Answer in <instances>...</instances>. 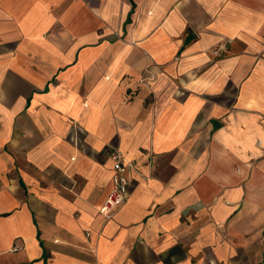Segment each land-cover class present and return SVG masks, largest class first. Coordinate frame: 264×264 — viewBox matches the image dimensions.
Wrapping results in <instances>:
<instances>
[{
    "label": "crops",
    "instance_id": "0c3cea01",
    "mask_svg": "<svg viewBox=\"0 0 264 264\" xmlns=\"http://www.w3.org/2000/svg\"><path fill=\"white\" fill-rule=\"evenodd\" d=\"M0 264H264V0H0Z\"/></svg>",
    "mask_w": 264,
    "mask_h": 264
},
{
    "label": "built area",
    "instance_id": "2783aa9c",
    "mask_svg": "<svg viewBox=\"0 0 264 264\" xmlns=\"http://www.w3.org/2000/svg\"><path fill=\"white\" fill-rule=\"evenodd\" d=\"M213 53L218 54L219 49H214ZM108 157L112 164L111 185L104 199L100 211L108 214L112 209L123 204L128 192V188L134 178V173L137 171L135 161L125 159L121 150L110 148L107 151ZM18 245L13 246L12 250H17Z\"/></svg>",
    "mask_w": 264,
    "mask_h": 264
}]
</instances>
